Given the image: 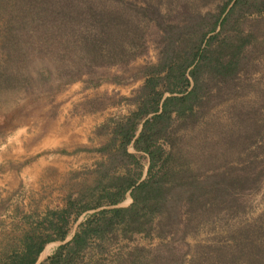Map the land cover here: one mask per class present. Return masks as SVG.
Returning <instances> with one entry per match:
<instances>
[{
    "label": "trees",
    "instance_id": "obj_1",
    "mask_svg": "<svg viewBox=\"0 0 264 264\" xmlns=\"http://www.w3.org/2000/svg\"><path fill=\"white\" fill-rule=\"evenodd\" d=\"M207 1L215 0H177L170 15L148 1L0 0V83L8 86L27 80L16 67L27 51L69 56L74 65L59 75L69 82L88 63L122 64L146 51L147 21L158 47L155 61L127 74L83 80L141 82L118 99L132 104L127 113L93 129L104 142L72 151L102 155L72 173L89 181L42 214L15 207L19 246L0 264H35L52 241L60 243L37 264H264V209L228 230L224 242L184 239L210 214L242 208L264 179V0H217L213 10H195ZM34 70L37 80L50 76L47 67ZM228 100L227 128L200 119ZM200 120L199 165L190 140ZM127 195L130 202L119 205ZM135 236L156 241L132 243Z\"/></svg>",
    "mask_w": 264,
    "mask_h": 264
},
{
    "label": "rangeland",
    "instance_id": "obj_2",
    "mask_svg": "<svg viewBox=\"0 0 264 264\" xmlns=\"http://www.w3.org/2000/svg\"><path fill=\"white\" fill-rule=\"evenodd\" d=\"M136 1L140 4L153 2L160 12L170 15L178 8L177 0ZM216 2H198L194 7L198 12L213 10ZM167 19L172 20V17ZM156 37L157 33L147 21L144 35L146 51L122 64L88 63L80 68L83 71L80 79L69 82H63V77L59 76L62 74V66L74 65L69 56L59 57L56 51H27V57L21 64H16L24 76L28 77L27 80L20 79L10 86L0 83V262L12 248L17 249L19 246L17 238L23 226L18 223L15 207L25 213L42 214L47 209L60 207L68 193L82 182L89 181V175L73 176L72 173L92 167L102 155L87 150L72 151L78 147H96L104 142L105 137L96 135L93 129L110 116L127 113L132 104L118 99L131 95L132 90L141 82L137 78L124 84L103 81L96 86H85L83 80L89 74L93 77L127 74L142 63L155 61L158 48L154 42ZM38 67L49 69L47 80L35 78L34 69ZM252 97L253 94L249 93L236 101ZM230 101L215 104L200 119L214 120L223 129L227 128V107ZM202 125L200 120L196 124L195 137L190 140L191 151L199 165L203 149L199 146L201 136L197 131L203 132ZM210 137L214 138V134ZM128 149L131 150L130 147ZM31 162L36 164L34 169L29 168L23 172L21 167L27 164L30 166ZM130 200L127 195L119 205H127ZM263 209L264 179L260 188L246 198L242 208L233 212L210 214L194 230H188L184 239L190 245L224 242L228 230L250 221ZM148 241L154 242L156 238L149 240L135 236L132 243L147 245ZM59 243H46L35 264ZM188 255H185L184 260H187ZM180 264H185V261Z\"/></svg>",
    "mask_w": 264,
    "mask_h": 264
},
{
    "label": "crops",
    "instance_id": "obj_3",
    "mask_svg": "<svg viewBox=\"0 0 264 264\" xmlns=\"http://www.w3.org/2000/svg\"><path fill=\"white\" fill-rule=\"evenodd\" d=\"M36 166L35 162H31L30 166L27 164L23 167H21V170L23 169V172H25L26 170H28L29 168L34 169L33 167ZM23 178V173H21L20 175ZM29 178V177H28ZM7 179V178H6Z\"/></svg>",
    "mask_w": 264,
    "mask_h": 264
}]
</instances>
